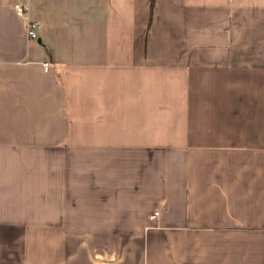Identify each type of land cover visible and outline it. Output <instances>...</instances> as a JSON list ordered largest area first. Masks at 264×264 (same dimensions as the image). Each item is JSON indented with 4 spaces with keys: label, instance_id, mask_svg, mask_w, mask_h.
Returning <instances> with one entry per match:
<instances>
[{
    "label": "crops",
    "instance_id": "1",
    "mask_svg": "<svg viewBox=\"0 0 264 264\" xmlns=\"http://www.w3.org/2000/svg\"><path fill=\"white\" fill-rule=\"evenodd\" d=\"M0 264H264V0H0Z\"/></svg>",
    "mask_w": 264,
    "mask_h": 264
},
{
    "label": "built area",
    "instance_id": "2",
    "mask_svg": "<svg viewBox=\"0 0 264 264\" xmlns=\"http://www.w3.org/2000/svg\"><path fill=\"white\" fill-rule=\"evenodd\" d=\"M15 8H16V11L19 14L23 15V14L26 13V9H25V7L23 6L22 3H16L15 4ZM39 29H40V24L37 21H34V20H29L28 21V24H27V35L30 38H37L38 35H39L38 34ZM45 67H46V69L48 68V62L45 63Z\"/></svg>",
    "mask_w": 264,
    "mask_h": 264
}]
</instances>
